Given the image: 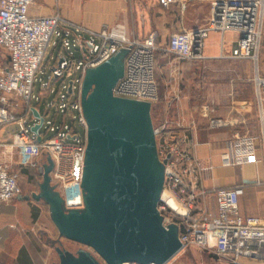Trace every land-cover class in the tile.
Segmentation results:
<instances>
[{"label": "built area", "instance_id": "obj_1", "mask_svg": "<svg viewBox=\"0 0 264 264\" xmlns=\"http://www.w3.org/2000/svg\"><path fill=\"white\" fill-rule=\"evenodd\" d=\"M175 1L158 0L166 9ZM36 2L37 0H0V130L6 124H19L20 129L10 145L11 151L24 149L22 164L30 165L34 169L44 164L41 161L43 155L50 156L54 162L52 184L60 191L68 209H82L84 207L82 181L87 149L86 131L84 134L80 131V127L86 130L81 107L84 74L88 68L97 67L120 50L128 49L125 76L115 88V95L151 102L154 106L159 101L156 79L159 35L152 31L145 37H129L123 30L109 27L93 32L81 26H72L60 15L35 17L31 15L30 8ZM263 13L264 0H214L211 3L207 25L172 34L168 52L183 61H201L206 59L204 46L210 32L224 35L234 33L239 39L232 58L257 61ZM64 24L66 26L63 28ZM86 32L88 36H84ZM55 35L57 39L53 40ZM50 45L61 47L62 56L59 55L58 59L64 57L65 60L60 64L58 60V65L51 69L47 82L46 78L42 80V90L37 96L35 94L37 76L43 70ZM76 52L81 54L80 58ZM73 72L74 78L69 81ZM53 80L55 82L51 85L50 81ZM57 83H60L59 88L56 87ZM253 83L259 104L263 107L264 78L257 74ZM71 86L72 93L69 91ZM53 94L56 95L55 99L47 104L48 110L44 115L38 109V113L44 119L39 129L42 140L38 141V136L32 132V128L39 124L40 120L33 118L36 124L32 127L27 121L28 115L35 109L33 105L35 99L42 105L43 99ZM71 95H77L75 101H71ZM209 106L213 107L210 127H227L233 131L222 155L224 164L237 167L257 163V136L249 132L243 133L239 129L241 120L233 116L227 118L214 116L213 101L209 102ZM54 108L56 116L49 120L48 117ZM19 109L24 113L17 114L16 111ZM61 114L63 120L58 125V117ZM70 119L72 124H69ZM243 120L247 123L245 119ZM162 130H167V126H163ZM156 134L158 140L161 129L156 128ZM158 150L161 160L170 171L167 174L164 191L175 201L184 215L177 214L164 202L160 203L159 210L165 217L179 225L182 251L191 247L201 249L222 247L227 250L232 241L264 235L261 218L245 217L241 213L239 197L243 194L242 188H215L213 192L216 196L217 212L203 210L199 206L195 188L186 178L193 170L191 164L184 166V163L192 159L181 150L178 143L159 142ZM30 155L36 160L31 161ZM20 192L18 175L0 162V213L3 205Z\"/></svg>", "mask_w": 264, "mask_h": 264}, {"label": "crops", "instance_id": "obj_2", "mask_svg": "<svg viewBox=\"0 0 264 264\" xmlns=\"http://www.w3.org/2000/svg\"><path fill=\"white\" fill-rule=\"evenodd\" d=\"M213 1L176 0L166 9L158 0H37L30 13L35 17L60 15L72 26H81L93 32L109 27L123 30L129 37L141 38L156 31L158 44L165 45L172 34L203 25ZM261 29L257 61L233 59L238 35L213 32L205 40L206 59L186 62L174 56L164 60L159 69L156 66L159 101L153 106L152 115L155 127L161 129L158 141L178 143L192 159L184 163V166L191 164L193 170L186 178L198 194L201 209L217 212L215 188H242L243 194L239 197L242 215L259 217L264 224V106L259 104L255 84L240 81L256 74L264 78V13ZM56 39L55 35L53 40ZM61 50V47L49 46L43 63L45 66L49 62L46 71L58 65ZM76 55L81 57L79 52ZM156 63L158 65V56ZM202 70L216 80H237L216 85L219 87L206 82L202 93L207 99L200 100ZM210 101L214 104V116H233L241 120L239 129L243 133L257 136V163L237 167L224 164L222 155L233 131L227 127H210L213 117ZM37 105H34L35 109L41 112V105ZM16 112L20 115L24 113L21 109ZM33 118L37 116L32 111L27 120L32 127L36 124ZM163 126H167V130H162ZM0 143V162L18 175L21 188L20 194L5 203L0 213V264H54L58 256L48 241L50 237L58 238V230L51 220L49 206L33 198L39 192L43 179L42 166L34 169L22 164L24 149L11 151L13 140H0ZM29 159L36 160L32 155ZM41 161L44 164L47 162L46 155ZM228 250L231 256L227 260L224 258L228 264H264V235L232 241Z\"/></svg>", "mask_w": 264, "mask_h": 264}, {"label": "water", "instance_id": "obj_3", "mask_svg": "<svg viewBox=\"0 0 264 264\" xmlns=\"http://www.w3.org/2000/svg\"><path fill=\"white\" fill-rule=\"evenodd\" d=\"M128 49L88 68L81 85L87 149L82 181L84 207L68 209L52 184L54 162L41 167L39 192L49 206L58 238L48 243L58 256L54 264H168L183 249L180 227L159 210L161 202L184 215L164 189L170 171L158 150L153 104L122 98L115 88L125 76ZM59 64L65 60L60 57ZM72 85V82H70ZM72 93V86L69 88ZM32 128L39 136L44 123ZM64 241L78 245L69 249Z\"/></svg>", "mask_w": 264, "mask_h": 264}, {"label": "rangeland", "instance_id": "obj_4", "mask_svg": "<svg viewBox=\"0 0 264 264\" xmlns=\"http://www.w3.org/2000/svg\"><path fill=\"white\" fill-rule=\"evenodd\" d=\"M210 10H211V4H210V8H209V10L207 12L208 13V17L210 15ZM207 20H208V18H207ZM207 20L200 27L206 26L207 25ZM200 27H198V28H200ZM189 30H192V28L189 29ZM212 33L213 32H210L208 34L209 35V38L211 37ZM164 44L165 45L159 44V49H158V53H157L158 54L157 55L158 56V65H157V68L158 69L162 66V63H163L164 60L169 59L170 57L171 58L172 57L174 58V56H175V55H173V54H171V53L168 52V44H169L168 40ZM79 56H81V54ZM235 60H237V59H235ZM242 60H244V59H242ZM251 60H253V59H251ZM45 64L47 65V64H49V62H47ZM46 65L43 66V70L37 76V83H36V87H35V94L37 96H39V93L42 90V80L44 78H46V82H47L48 79H49V76L51 75V70L49 72L45 70ZM51 67H52V65H51ZM80 74H81V72L79 73V75ZM202 75H201L202 76V78H201V85L199 86V95L201 96L200 100L201 99L202 100H206L207 99V96L205 95V93L204 94L202 93V92H204L202 90H203V88H204L203 86H204V84L206 82H209V84H212L213 87H219V86H216V85H222L223 83L229 84L230 82H233V81H236L237 80V79H234V80L232 79L231 80V79H224V78L221 79V80L220 79L216 80L214 78H210L207 75H205L204 70H202ZM256 76H257V74L256 75H251V76L246 77V79L245 78H242L240 81L241 82H244L245 81V82H248V83H250V82L253 83V81L256 78ZM214 77H218V75H214ZM220 77H222V76H220ZM73 78H74V72L71 75L69 81H71ZM69 81H68V83H69ZM50 82H51V85H53L54 82H55V80L50 81ZM59 86H60V83H57V86L56 87L59 88ZM78 93H79V90L77 89V95H78ZM202 94H203V96H202ZM77 95H75V96L71 95V101H75ZM55 96L56 95L53 94V95H50L49 97H45L43 99V102H42V105H41V112H42L43 115L48 110L47 104L48 103H51L55 99ZM38 103H39V101L35 99L34 100V105L35 106H38L37 105ZM55 116H56V108H54L51 111V114L48 117V119L49 120H53ZM62 120H63V114L59 115V117H58V125H60V123L62 122ZM153 120H154V117H153ZM69 124H72L71 119L69 120ZM154 124H155V121H154ZM18 131H19V126L15 125L14 123H12V124H10L8 126L3 127V129L1 130V133H0V140L2 142H7V141L11 142L13 140V135L16 132H18ZM80 131H81L82 134H84V132L86 130L84 128H81L80 127ZM158 144H159V141H158ZM18 179H19V177H18ZM53 186H55V185H53ZM64 245H66V247L69 248V249H75L78 246L75 243H72L70 241H64ZM229 256H231V254L229 253V250L228 249L225 250L222 247H218V248H207V249H201V248H198V247H191L189 249H186V250L180 252L168 264H228L225 261L228 259ZM224 258H226V260ZM56 261H58V258H57Z\"/></svg>", "mask_w": 264, "mask_h": 264}]
</instances>
